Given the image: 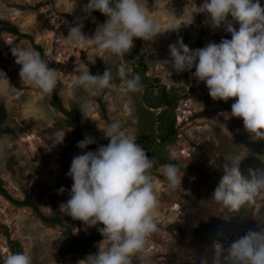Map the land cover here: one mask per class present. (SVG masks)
Wrapping results in <instances>:
<instances>
[{
  "label": "rangeland",
  "instance_id": "obj_1",
  "mask_svg": "<svg viewBox=\"0 0 264 264\" xmlns=\"http://www.w3.org/2000/svg\"><path fill=\"white\" fill-rule=\"evenodd\" d=\"M139 2L159 23L161 34L154 41L136 39L130 53L115 57L65 40L77 21L83 22L88 37L105 23L100 12H84L89 0H0V72L9 81L0 75V87L7 88L6 95L0 94L6 115L0 124V181L6 191L0 192V264L17 252L29 255L32 264H78L88 255L78 248L87 242L90 254L98 252L103 237L97 228L86 229L59 212L73 183L67 176L71 161L82 154L76 145V125L84 137L94 139L97 150L110 142L103 131L118 120L155 158L152 178L159 200L155 212L159 230L148 239L150 264H213L216 240L231 242L254 229L255 220L264 222V196L237 212L211 199L227 158H244L240 171L247 180L251 173L264 172V139H254L242 119L226 118L234 99L213 101L206 85L192 78L195 68L177 74L160 64L169 59V45L178 38L197 49L231 35L223 28L206 27L203 14L186 25V14L203 0ZM260 3L264 7V0ZM3 22L24 36L4 30ZM235 27L238 30L239 25ZM13 48L34 49L59 71L53 93L42 94L22 84ZM121 63L131 68L130 75H140V92L128 93L116 77ZM107 67L118 90L89 92L77 85L79 71L88 68L90 74L102 75ZM60 129L64 141L52 147V136ZM168 163L180 169L181 186L175 190L160 170ZM133 264H141L139 256Z\"/></svg>",
  "mask_w": 264,
  "mask_h": 264
},
{
  "label": "clouds",
  "instance_id": "obj_2",
  "mask_svg": "<svg viewBox=\"0 0 264 264\" xmlns=\"http://www.w3.org/2000/svg\"><path fill=\"white\" fill-rule=\"evenodd\" d=\"M95 11L106 17L105 23L97 27L94 36L88 37L82 31L83 22L77 21L69 27L65 38L69 45H92L102 53L121 57L131 52L134 40L154 41L161 34L159 23L139 0H89L84 12L90 15ZM200 14L205 17L206 27L223 28L231 39L190 49L178 38L169 45V59L160 64L177 74L195 68L192 78L206 85L213 101L234 99L231 113L224 114L226 118L242 119L244 129L254 139H264V7L260 0H203L186 14V25H191ZM11 51L20 66L22 84L42 94L53 93L59 71L50 68L49 62L34 49ZM131 72L127 64L121 63L117 65L116 77L128 93H138L142 90L141 77L138 73L130 75ZM0 75L9 82L4 73ZM75 76L77 85L89 92L119 88L108 67L102 75H92L87 68ZM0 94L6 95L7 88L0 87ZM82 113L86 118L87 109ZM103 132L110 141L106 146L73 157L67 173L73 183L69 198L59 205V212L82 222L86 229L96 227L103 237L98 252L88 254L78 264H133L137 256L141 264H150L146 255L148 239L159 230L155 218L159 200L152 178L157 162L149 158L120 121L111 122ZM64 137L62 129L55 131L52 147L62 144ZM93 143L94 139L86 136L77 147L84 150ZM44 147L51 150L47 144ZM227 159L211 199L237 212L245 204L254 203L258 196H264V172L251 173V180H247L240 171L244 158L236 155ZM160 170L170 189L181 186L177 165L164 164ZM58 191L63 194L65 189ZM255 221L254 229L235 236L231 242H214L213 264H264V222ZM3 264H32V260L17 252L8 255Z\"/></svg>",
  "mask_w": 264,
  "mask_h": 264
},
{
  "label": "trees",
  "instance_id": "obj_3",
  "mask_svg": "<svg viewBox=\"0 0 264 264\" xmlns=\"http://www.w3.org/2000/svg\"><path fill=\"white\" fill-rule=\"evenodd\" d=\"M198 1H200V0H198ZM2 24H4V30L8 31L9 33H11V34H13L15 36H24V35L21 34V32L19 31V29L17 27H15L13 25H10L8 23H5V22H3ZM55 98L57 99L56 95H55ZM5 118H6L5 111L3 110L2 107H0V124H2V122L4 121ZM74 128L77 131V140H76V145H77L78 142L83 140L85 137L79 132V129H78L77 125ZM145 139H146V137H145ZM145 150H146L149 158H151L152 157L151 153L147 149H145ZM82 151L83 152H87V151H93L94 152V151H96V146L93 143V144L89 145L86 149H84ZM0 192L2 194H6V191L1 186V181H0ZM36 209H37V207H36ZM90 246H91V243L87 242V243L82 244L78 248V250H79V252H82L83 254H90V252H89Z\"/></svg>",
  "mask_w": 264,
  "mask_h": 264
}]
</instances>
